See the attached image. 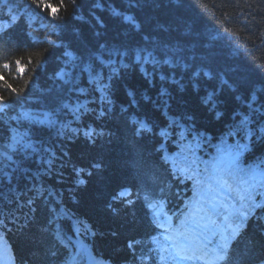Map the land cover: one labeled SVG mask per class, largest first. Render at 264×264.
Here are the masks:
<instances>
[{"label": "trees", "instance_id": "1", "mask_svg": "<svg viewBox=\"0 0 264 264\" xmlns=\"http://www.w3.org/2000/svg\"><path fill=\"white\" fill-rule=\"evenodd\" d=\"M4 63L22 91L0 81V256L69 264L77 238L103 263L148 264L162 200L202 260H264L261 154L219 163L264 128V0H0ZM188 219L227 241L224 261Z\"/></svg>", "mask_w": 264, "mask_h": 264}, {"label": "snow or ice", "instance_id": "2", "mask_svg": "<svg viewBox=\"0 0 264 264\" xmlns=\"http://www.w3.org/2000/svg\"><path fill=\"white\" fill-rule=\"evenodd\" d=\"M33 4H43L44 0H32ZM73 3H75V0H73ZM46 7L51 8V5H46ZM56 11V9H52V13L54 14ZM15 19V18H13ZM67 54V53H66ZM119 55H126V53H118ZM4 69L9 68V64L8 63H4L2 66ZM15 67H16V71L18 73H24L25 71V66L21 63V61L19 59H17L15 61ZM60 73H57V76H60ZM0 81H3L4 86L7 89H10L12 93H18L19 91H22L21 89H17L15 87L12 86V84H10L3 75H0ZM29 82L26 80L25 84L27 85ZM107 87V86H105ZM77 91L80 92H84V89H76ZM163 95V93H161ZM6 97L4 95H0V112H3L4 109L6 108ZM25 118H29L28 114H24ZM101 115H103V113H101ZM13 119H15V117H13ZM41 123H43V121H41ZM135 123V121H134ZM243 123V122H242ZM145 125L141 122V128H144ZM137 133L139 134V129L137 130ZM86 135H89V133H86ZM254 135V141L251 143H238L236 144L234 147L229 148V150L225 153H223L220 157V161L219 163L228 167V168H233L235 167L236 163H237V159L240 156L241 153L243 152H249V153H256L257 151L260 152V156L257 158L258 159V167H262L264 166V128H261L259 130V134H255ZM15 140L16 144H24L23 141V137H20L19 139L17 138H13ZM25 147H30V145H24ZM5 147H14L13 145H5ZM0 157L6 158V159H11L10 156L7 155L6 152H2L0 151ZM6 167V165L4 166ZM0 173H2L4 176H8L7 172L3 171V168H0ZM82 183V181H81ZM121 195H123V193H121ZM241 199H243V197H241ZM249 199H252L251 197H249ZM261 207V205L255 203V200L253 199V203L251 206V209H256ZM199 211H203V208H199L197 209V212ZM193 215H195V213H192ZM241 215H247V213H241ZM239 227V225H238ZM227 249H228V244L227 241L224 242L223 245H221L219 247L218 250H216V254H215V260L217 261H224L227 258ZM185 251L186 249L183 247H178L176 250V256L180 259H192V256H187L185 255ZM197 259H202L203 257H196ZM260 264H264V260H262L260 262Z\"/></svg>", "mask_w": 264, "mask_h": 264}, {"label": "rangeland", "instance_id": "3", "mask_svg": "<svg viewBox=\"0 0 264 264\" xmlns=\"http://www.w3.org/2000/svg\"><path fill=\"white\" fill-rule=\"evenodd\" d=\"M156 212H157V215H159V218H160V220L162 222L167 219V217L165 215H164L165 217L163 216V210H162V208H158Z\"/></svg>", "mask_w": 264, "mask_h": 264}, {"label": "bare ground", "instance_id": "4", "mask_svg": "<svg viewBox=\"0 0 264 264\" xmlns=\"http://www.w3.org/2000/svg\"><path fill=\"white\" fill-rule=\"evenodd\" d=\"M176 125H177V124L175 123L172 127L175 129ZM237 245H239V243H237Z\"/></svg>", "mask_w": 264, "mask_h": 264}]
</instances>
